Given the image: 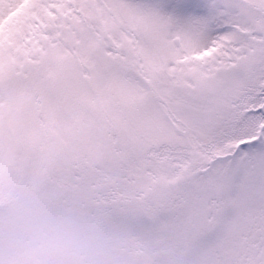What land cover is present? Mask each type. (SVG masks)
<instances>
[{
  "label": "snow or ice",
  "instance_id": "6c2138e0",
  "mask_svg": "<svg viewBox=\"0 0 264 264\" xmlns=\"http://www.w3.org/2000/svg\"><path fill=\"white\" fill-rule=\"evenodd\" d=\"M0 264H264V0H0Z\"/></svg>",
  "mask_w": 264,
  "mask_h": 264
}]
</instances>
